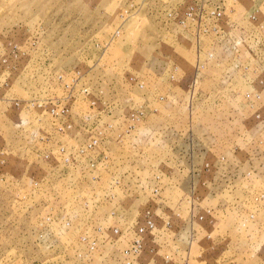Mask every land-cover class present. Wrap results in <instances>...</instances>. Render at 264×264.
<instances>
[{
    "label": "rangeland",
    "instance_id": "1",
    "mask_svg": "<svg viewBox=\"0 0 264 264\" xmlns=\"http://www.w3.org/2000/svg\"><path fill=\"white\" fill-rule=\"evenodd\" d=\"M0 264H264V0H0Z\"/></svg>",
    "mask_w": 264,
    "mask_h": 264
}]
</instances>
